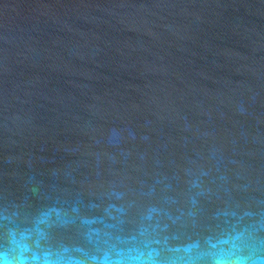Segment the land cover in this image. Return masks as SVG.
<instances>
[{"label": "water", "instance_id": "1", "mask_svg": "<svg viewBox=\"0 0 264 264\" xmlns=\"http://www.w3.org/2000/svg\"><path fill=\"white\" fill-rule=\"evenodd\" d=\"M0 264H264V0H0Z\"/></svg>", "mask_w": 264, "mask_h": 264}]
</instances>
